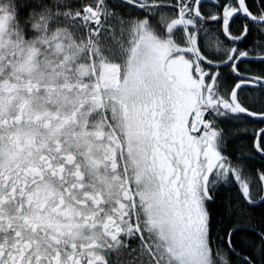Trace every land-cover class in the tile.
Returning <instances> with one entry per match:
<instances>
[{
    "label": "snow or ice",
    "instance_id": "snow-or-ice-1",
    "mask_svg": "<svg viewBox=\"0 0 264 264\" xmlns=\"http://www.w3.org/2000/svg\"><path fill=\"white\" fill-rule=\"evenodd\" d=\"M0 264H264V0H0Z\"/></svg>",
    "mask_w": 264,
    "mask_h": 264
}]
</instances>
